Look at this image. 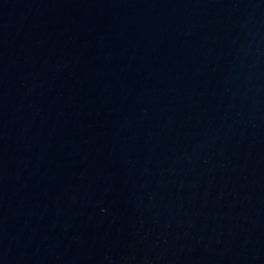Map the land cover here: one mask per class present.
<instances>
[{
    "label": "water",
    "instance_id": "1",
    "mask_svg": "<svg viewBox=\"0 0 264 264\" xmlns=\"http://www.w3.org/2000/svg\"><path fill=\"white\" fill-rule=\"evenodd\" d=\"M0 264H264V0H0Z\"/></svg>",
    "mask_w": 264,
    "mask_h": 264
}]
</instances>
